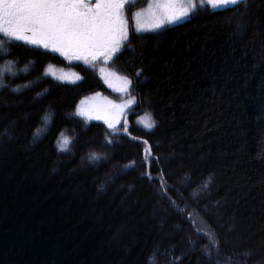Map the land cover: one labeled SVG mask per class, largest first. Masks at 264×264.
<instances>
[{
    "label": "trees",
    "instance_id": "obj_1",
    "mask_svg": "<svg viewBox=\"0 0 264 264\" xmlns=\"http://www.w3.org/2000/svg\"><path fill=\"white\" fill-rule=\"evenodd\" d=\"M147 4L125 9L129 39L108 64L0 36V67L18 72L0 86V264H264V0L137 32ZM98 66L132 81L129 135L76 115L90 94L128 96Z\"/></svg>",
    "mask_w": 264,
    "mask_h": 264
},
{
    "label": "snow or ice",
    "instance_id": "obj_2",
    "mask_svg": "<svg viewBox=\"0 0 264 264\" xmlns=\"http://www.w3.org/2000/svg\"><path fill=\"white\" fill-rule=\"evenodd\" d=\"M135 0H0V36L7 42L23 41L27 45L43 48L58 53L65 60L82 61L85 65H93L99 60L108 64L119 54L129 39L128 20L125 8ZM158 7L147 10L142 9L133 14L136 23V31L156 32L169 25H177L186 20L198 10L205 8L213 13L216 10L235 9L243 4L247 6V0H156ZM145 11L150 14L151 22L147 28L142 27V16ZM4 39H0V51L7 52L4 48ZM30 65H25L19 72L27 73ZM52 65H48L44 76L52 75L61 82L75 84L82 77L77 73L56 75ZM15 76L14 62L7 61L0 67V86H3L5 73ZM104 73L102 79L109 87H113L110 77L121 81L120 91H129L132 81L127 77H118L115 72ZM141 73H137V76ZM32 82L18 86L13 91L31 87ZM46 91V90H45ZM44 93H37V97ZM99 96V93L96 94ZM84 102L81 101V104ZM135 103L132 98L123 104H114L105 98V104L98 106L99 110L107 113L105 123L111 129L114 123H118L116 117L123 109ZM80 106H77L76 115H82ZM51 113L43 117L44 127L38 128L34 133V139H38L42 132L47 131L51 123ZM99 119L100 116H97ZM144 127L151 130L155 127L154 121L144 123ZM111 141H109L110 143ZM71 140L60 133L58 150L68 151ZM147 143V142H145ZM91 160L100 159L95 153L90 154ZM207 187V184L204 185ZM213 247H218L215 243ZM149 264H153V257H149Z\"/></svg>",
    "mask_w": 264,
    "mask_h": 264
},
{
    "label": "rangeland",
    "instance_id": "obj_3",
    "mask_svg": "<svg viewBox=\"0 0 264 264\" xmlns=\"http://www.w3.org/2000/svg\"><path fill=\"white\" fill-rule=\"evenodd\" d=\"M137 0H135L134 3H136ZM134 3H130L129 5L126 6V8ZM151 6V8L155 9L156 7H158L157 3H156V0H148V4L147 6L144 8V10H147L149 9ZM125 8V9H126ZM190 18V17H189ZM188 18V19H189ZM150 22H151V18H150V14L148 11H145L143 13V16H142V27L144 28H147L150 26ZM185 22V21H184ZM135 23V22H134ZM135 26L137 27L136 23H135ZM170 26H174V25H169V26H166V27H170ZM141 32H146V31H141ZM20 42H23V41H20ZM58 54V53H56ZM59 55V54H58ZM71 61H74V62H81L83 63L82 61H77V60H71ZM99 61H102L103 60H99ZM47 68V67H46ZM101 68H105L108 72H112L110 71L106 66H98L96 69H97V73H98V76L100 77V79L102 80V82L106 85V87L112 91L114 94L116 95H120V96H126L129 94V91H120L119 88L121 87V81L117 80L115 77H110L111 81H112V84H113V87H109L108 84L105 83L104 79H102V76L104 75V73H101L100 72V69ZM52 72H54L56 75H59L61 72L65 73V74H71V73H76L72 70H63L61 68H57V67H54L52 66ZM49 77L53 78L52 75H48ZM118 77H122V76H119L117 75ZM54 79V78H53ZM57 80V79H55ZM59 81V80H57ZM61 82V81H60ZM63 83H68V82H63ZM97 93H93V94H90L88 96H85L83 97L80 102H79V106H80V109L81 111L83 112L82 115H78L80 118H83L85 119L86 121H93V122H99V123H102L104 124L108 129H110L108 127V125L105 123V119L104 117L107 115L106 112L102 111V110H99L98 109V106L100 105H104L105 104V96H103L101 93H99V96L96 95ZM134 98L133 96H127V97H124L120 100H111L109 98H107L108 101H111L112 103L114 104H123V103H126L128 100ZM135 99V98H134ZM81 101H83L84 103L81 104ZM135 106V103L132 104V105H129L128 107L124 108L122 113L118 114L116 119L118 121V123H114V127L111 128L110 130H116L118 129L120 126H122V129L120 130L121 133L125 134V135H129V132H128V128H129V122H128V119H127V113ZM77 111V109H76ZM97 116H100V118L98 119ZM147 121H144L142 124L144 125V123H146ZM145 153H149V149H148V146L145 145V149H144Z\"/></svg>",
    "mask_w": 264,
    "mask_h": 264
},
{
    "label": "flooded vegetation",
    "instance_id": "obj_4",
    "mask_svg": "<svg viewBox=\"0 0 264 264\" xmlns=\"http://www.w3.org/2000/svg\"><path fill=\"white\" fill-rule=\"evenodd\" d=\"M93 2H94V0H93ZM132 5H134V4H132ZM131 6V5H130Z\"/></svg>",
    "mask_w": 264,
    "mask_h": 264
}]
</instances>
